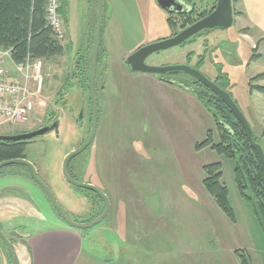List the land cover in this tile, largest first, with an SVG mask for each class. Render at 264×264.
<instances>
[{
    "label": "rangeland",
    "instance_id": "rangeland-1",
    "mask_svg": "<svg viewBox=\"0 0 264 264\" xmlns=\"http://www.w3.org/2000/svg\"><path fill=\"white\" fill-rule=\"evenodd\" d=\"M181 1L187 3V0ZM234 3L233 0L235 24L232 28L205 30L187 42L188 48L187 45L179 46L155 54L147 59V65L190 66L202 72L232 96L264 150V98L257 92L253 97L250 94L251 86L264 87V79L251 82L253 77L264 72V51L260 45L255 50L250 42L243 41L245 35L253 37L259 29L248 33L250 30L241 27ZM192 5L199 14H209L216 0H193ZM245 18L248 22V13ZM170 19L178 26V31L185 24L179 15H170ZM189 50L191 59L187 58ZM101 57L99 64L107 61L102 53ZM84 58V53H80L71 67L83 66ZM233 58L237 60L233 61ZM54 59L53 65H62H58L60 69L67 64L59 57L50 60ZM51 65L49 63L47 68L44 63L43 94L30 122L14 126L0 117V135L36 131L60 116V137L51 134L29 142L27 159L37 167L40 177L50 186L66 214L76 222L88 223L103 213L104 201L93 192L69 185L63 178L62 165L65 157L81 147L90 133L91 60L80 72L72 71L68 77L55 74L54 69L50 70ZM83 71L85 75L81 78ZM112 76L119 77L116 73ZM144 77L147 81L130 76L122 84L129 87V92L118 100L105 94L102 85L96 87L100 112L96 137L92 146L71 162L70 173L76 180L102 189L110 198L111 207L100 224L80 230L81 246H85V251L90 248L88 254L93 255L91 260L97 264H135V259L128 257L135 255L132 238L123 239V243L119 229L121 226H135L136 214L141 215L142 210L150 209L144 218L151 228V220L153 222L156 215L155 223L153 233L145 232L144 244L154 246L155 251L154 254L150 248L143 251V260H151L149 264H241L239 253L245 254L251 264H264V219L254 204L240 193L236 182V161L211 148L197 150V146L208 139L209 133L215 143L221 140L212 111L199 98L204 96L209 101L214 95L185 74L164 76L174 79L179 87H187V93L181 94L182 99L171 114L169 106L159 99L167 98L169 94L161 92L152 82L155 77L161 80V76ZM65 81L67 83L63 84ZM82 111L83 119L80 120ZM148 159H155L154 164ZM215 163L222 164V183L229 190L235 222L220 210L204 187L206 175L203 168ZM105 169L107 173L103 171ZM7 172H14L15 176L3 182L0 176V212L13 209L11 206L14 210L21 207L22 211L16 215L0 213L5 233L21 230L20 234L33 236L36 231L54 224L68 227L44 191L33 182L28 169L10 166L1 169L0 175ZM136 201H144L145 206H138ZM158 206L159 213L164 214L163 219L155 214ZM125 211L128 221L123 216ZM8 218L17 220L6 221ZM21 239L13 236L11 242L18 246V251H23L21 259L28 260L29 238ZM63 245L67 247L68 243ZM3 246L0 240V253L6 254Z\"/></svg>",
    "mask_w": 264,
    "mask_h": 264
},
{
    "label": "crops",
    "instance_id": "crops-1",
    "mask_svg": "<svg viewBox=\"0 0 264 264\" xmlns=\"http://www.w3.org/2000/svg\"><path fill=\"white\" fill-rule=\"evenodd\" d=\"M63 1L62 13L67 22V37L62 42L64 54L60 58L62 59V63L66 62L67 64L65 66L63 65V68L60 69L58 67L60 64L53 65L56 62V59H44L47 61L44 63L47 64V68L48 64L51 63L50 70L54 69L55 74L59 73L61 76L65 75L68 77L72 71L78 73L82 70L83 66L85 67L90 63L97 22V3L96 0ZM234 1L236 3V5H234L236 7V19L241 27L244 29L246 28L248 31L250 30L248 33H251L252 29H259L257 35L255 34V36L252 37L251 34H247L243 41L245 42V40H247L253 45V47L260 45L264 51V46H262L264 45V0ZM246 13L249 15L248 22H246L245 18ZM170 20L169 13L158 5L157 0H104V24L99 60L102 58V53V55L107 58V61L103 63L101 61L99 64L97 88L102 85L105 94L112 95L114 99L118 100L122 97L121 95L129 92L127 89L129 87L123 86L122 84L127 81L130 76L139 78V80L143 79L147 81L144 76L148 75L135 72L130 75V72L133 71L127 64V60L138 48L174 36L175 29L170 25ZM245 24L247 25L245 26ZM80 53H84L85 55L83 61L84 65L71 67L72 64L76 62L77 56ZM7 65L12 66L13 64ZM60 66L62 67V65ZM7 68L12 69L10 66H7ZM113 73L119 75L118 79L112 76ZM260 74H264V72ZM84 75L83 71L81 78H84ZM152 82L159 86L161 92L163 91V93L169 94V97H159V99L163 104H167L170 113L174 114V111L177 108V102L182 99L181 94L183 92H185L183 94H186L187 90L185 91L182 87L164 83L157 77H155V81ZM65 83L67 82L65 81L63 84ZM141 89L144 88L141 87ZM116 95H119V97H116ZM260 95L264 98L263 94ZM257 118L258 117L256 116V119ZM27 131H29V128ZM263 133L264 131L262 132V135ZM148 160L151 164H154L155 159ZM103 171L107 173L106 169ZM0 176L2 179L1 181L3 182L13 178L15 175L14 172H7ZM25 178L27 180V177ZM34 188L38 190L36 187ZM136 202L138 206H145L144 201ZM124 205L129 207L127 204ZM11 208L13 209H5V211L0 213L4 215L10 213L16 215L20 213L21 207H18L17 210H14V207L12 206ZM149 210L150 209L142 210L141 215L136 214L135 226L132 225L129 228L127 226H121L119 229L122 242L123 239L126 241L127 239L131 240L132 238L131 246L133 247L132 250H134L135 255L133 257H128L134 258L135 264H149L151 262V260H147L146 262L143 260L144 248H150L153 254L155 251L154 246L148 247L144 244L145 232L150 231L153 233L152 228L156 217V215H154L153 222L151 220V223L153 224L150 228L151 225L148 224L146 222L147 219L144 218L145 215L148 216ZM159 210L160 206L157 207L155 214H159L162 216L161 219H163L164 214L159 213ZM25 215L27 216V214ZM130 215L131 213L129 211L128 216ZM123 216H125L126 221H128L126 211L123 213ZM12 220L16 221L17 219H6V221ZM81 236L80 230L68 229V227H63L60 224H54L51 227L36 231L28 240L30 258L27 260V264H97L94 260H91L93 255L88 254L90 248L85 251V246H81ZM64 242L68 243L67 247H64ZM127 249L128 248H126L125 251H127Z\"/></svg>",
    "mask_w": 264,
    "mask_h": 264
},
{
    "label": "trees",
    "instance_id": "trees-1",
    "mask_svg": "<svg viewBox=\"0 0 264 264\" xmlns=\"http://www.w3.org/2000/svg\"><path fill=\"white\" fill-rule=\"evenodd\" d=\"M46 3L47 0H0V50L12 49L16 63L28 56L42 60L63 56L64 49L46 20ZM207 15L208 13L204 12L198 17L203 18ZM63 17L65 18L64 15ZM170 21V25L175 28V23ZM194 21L192 14L187 18L186 23L190 25ZM65 23L67 24L66 20ZM161 79L166 81L164 77ZM263 79L264 74H260L251 82ZM256 92L264 95V87L251 86L250 94L253 95ZM199 98L212 111L217 129L221 132V140L215 143L209 133L208 139L199 144L197 150L211 148L219 155L236 161L235 174L240 193L247 201L254 204L256 211L264 219V171L244 128L219 98L213 96L209 101L204 96ZM254 139L261 145L259 138L254 137ZM28 144L29 142L0 143V163L13 159H26ZM203 169L206 175L203 182L206 191L214 198L220 210L235 222L236 217L230 203L229 190L222 183V164L207 165ZM239 256L241 264H251L245 254L239 253Z\"/></svg>",
    "mask_w": 264,
    "mask_h": 264
},
{
    "label": "water",
    "instance_id": "water-1",
    "mask_svg": "<svg viewBox=\"0 0 264 264\" xmlns=\"http://www.w3.org/2000/svg\"><path fill=\"white\" fill-rule=\"evenodd\" d=\"M96 10H97V22H96V30H95V38L91 56V65H90V75H89V89L91 96V104H92V124L89 136L87 140L79 147L78 149L70 152L64 159L62 165V175L64 180L71 186L76 187L81 190L90 191L96 194L100 199L104 201L105 208L103 213L88 223H79L72 220L64 211L56 196L54 195L50 186L40 177L39 171L37 167L27 159H13L9 161H5L0 163V170L10 166H23L28 169L31 173L34 183L47 195L49 198L53 208L57 212L60 219L73 229L77 230H87L95 227L100 224L108 215L111 207L110 198L97 186L93 184H87L76 180L70 173V164L74 160L80 156L83 152H85L94 142L96 137V132L99 123V101L97 94V76H98V68H99V56L101 50V41H102V30L104 24V0H96ZM158 5L167 12L175 13V14H188L190 11L192 12V7L187 8L185 4L181 0H157ZM235 17H234V9H233V0H217V5L213 12L209 15L188 27L181 33L176 36L159 41L156 43H152L146 45L136 52H134L127 60L128 65L131 67L133 72H141L145 74L151 75H178L185 74L200 84L208 88L217 98H219L235 115L239 123L244 128L248 140L250 141L252 147L257 153L259 161L261 163L262 169L264 171V150L263 147L255 142V134L249 124L247 118L234 102L232 96L220 88L217 84L209 80L202 72L197 70L196 68L190 66H164V67H156L147 65L146 61L149 57L156 53H160L163 51H167L169 49L178 47L184 43H186L189 39L194 36L200 34L205 30H228L234 26ZM80 120L83 119V111L80 113ZM60 126L61 119L60 116L56 117L54 122L50 125H47L43 128H40L36 131H32L29 133H24L20 135L13 136H2L0 135V143L5 144H17V143H28L35 139L43 138L49 136L51 134H55L57 138L60 137ZM11 235L18 236L19 238H28L30 235L20 234L19 230L12 231ZM0 240L7 246L10 255L13 258V262L16 263L17 257L14 255V249L12 247V243L8 240L7 236L0 228Z\"/></svg>",
    "mask_w": 264,
    "mask_h": 264
},
{
    "label": "built area",
    "instance_id": "built-area-1",
    "mask_svg": "<svg viewBox=\"0 0 264 264\" xmlns=\"http://www.w3.org/2000/svg\"><path fill=\"white\" fill-rule=\"evenodd\" d=\"M62 7L63 0H47L46 20L59 43H62L67 35ZM12 52V49L0 50V117L18 126L30 122L32 113L41 99L45 85L44 62L42 59L28 56L16 63Z\"/></svg>",
    "mask_w": 264,
    "mask_h": 264
},
{
    "label": "flooded vegetation",
    "instance_id": "flooded-vegetation-1",
    "mask_svg": "<svg viewBox=\"0 0 264 264\" xmlns=\"http://www.w3.org/2000/svg\"><path fill=\"white\" fill-rule=\"evenodd\" d=\"M192 2H193V0L191 1V0H187V3L185 2V6L187 7V8H189V7H193V5H192ZM216 5H217V1H216ZM216 5L214 6V9H215V7H216ZM198 11V10H197ZM212 12H213V10H212ZM170 14H172L173 16L174 15H179L180 17H182L183 19H184V21H185V24H183V27H182V29L180 30V31H178V26L175 24V35L174 36H176L177 34H179V33H181L182 31H184L185 29H187L188 27H190V26H192L193 24H195V23H197L198 21H200L201 19H203V18H200V17H198V15H200L198 12L196 13V8H192V12L190 11V13H188V14H185V13H182V14H175V13H171V12H169ZM193 14V18L195 19V21H194V23L193 24H187L186 23V21H187V18L189 17V16H191ZM175 23V22H174ZM174 36H172V37H174ZM171 37V38H172ZM191 39H189L187 42H189ZM187 42L186 43H184V44H182V45H180V46H186L187 45ZM193 44V41L189 44V46L190 45H192ZM144 47V46H143ZM179 47V46H178ZM140 48H142V47H140ZM140 48H138V49H140ZM186 48H188V45L186 46ZM185 48V49H186ZM137 49V50H138ZM136 50V51H137ZM170 50V49H169ZM135 51V52H136ZM161 53V52H160ZM156 54H158V53H156ZM132 55V54H131ZM130 55V56H131ZM129 56V57H130ZM153 56H155V54L154 55H152L151 56V58L153 57ZM150 58V57H149ZM148 58V59H149ZM187 58L188 59H191L192 58V53H191V51L189 50L188 51V55H187ZM235 60H237L236 58H233V61H235ZM146 63H147V61H146ZM128 64V63H127ZM130 67V66H129ZM131 68V67H130ZM132 70V69H131ZM135 73H139V74H144V75H148V76H154V75H151V74H145V73H141V72H135ZM158 76H160V75H158ZM188 76V75H187ZM161 77H164V76H161ZM160 81H162V82H164V83H169V84H172V85H175V86H178L179 87V85L177 84H175L174 83V79H167L166 78V81L165 80H160ZM202 85V84H201ZM203 86V85H202ZM204 87V86H203ZM183 89H185L186 90V88L187 87H182ZM206 88V87H205ZM207 89V91H209L210 93H212L208 88H206ZM213 94V93H212ZM214 95V94H213ZM215 96V95H214ZM216 97V96H215ZM54 120H55V118H54ZM54 121H51L50 123H49V125L50 124H52ZM85 223V222H84ZM23 230V229H22ZM13 230H10V231H8L7 233H5V235L7 236V238H8V240L11 242L12 241V238H13V236L14 235H11V232H12ZM15 237H18V236H15ZM19 238V237H18ZM16 239V238H15ZM20 240H23V239H21V238H19ZM2 242V241H1ZM12 243V242H11ZM4 245V244H3ZM18 245H22L21 243H19ZM5 249H6V254L5 253H0V264H27V259H21V253L23 252H20V251H18V246H14V245H12V247H13V249H14V255L17 257V261H16V263H14L13 262V258H12V256L10 255V253H9V250H8V248H7V246L6 245H4L3 246Z\"/></svg>",
    "mask_w": 264,
    "mask_h": 264
}]
</instances>
